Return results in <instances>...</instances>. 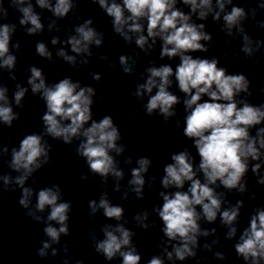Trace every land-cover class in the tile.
<instances>
[{"label":"clouds","instance_id":"clouds-1","mask_svg":"<svg viewBox=\"0 0 264 264\" xmlns=\"http://www.w3.org/2000/svg\"><path fill=\"white\" fill-rule=\"evenodd\" d=\"M24 2L25 0H13V3L17 5H22ZM91 2L98 3L107 16L112 18L114 32L126 42L132 41L129 33L137 34L135 44L149 54L155 46L156 38L159 37L163 41L161 59L177 56L180 58L175 72L169 65L147 68L148 75L145 82L138 84L136 90L131 93L139 101H143L147 94V103L142 105L145 114L151 117L158 110L165 121L176 115L174 105L180 103L179 98L169 91L172 84L171 77L175 76L179 90L188 97L183 101L185 110L189 112L185 117L186 126L183 129V135L194 142L200 157L198 170L203 173L205 182L202 183L196 178L193 157L187 149L173 154L172 163L165 165L163 169L165 175L161 181L163 187L178 190L170 194L165 192L159 194L163 204L156 209V212L164 225L162 232L168 241H177L172 251H168L166 247L163 248L164 253L169 260L173 256L180 261L196 256L193 249L198 245L197 236L209 235L207 230L200 229L198 221L201 219V213L197 212L196 206H200L203 218L208 222H214L217 214L220 213L221 223L228 226L227 239H232L237 233V228L233 225L240 215L243 201H237L235 206L221 212L223 193L217 194L211 186L219 181L225 189H236L241 194L246 191L245 183L241 181L248 171L249 158L252 161H259L264 155L260 151L264 149V127H259L255 136H251L249 131L254 126L264 123V104L254 106L247 100H241L239 103L243 106L238 107L236 97L240 93L252 95L249 78L243 73L226 74L225 68L217 67L219 61L216 58L211 60L193 58L189 54L208 51L201 41L212 40V36L203 31L205 28L203 23L196 24L190 21L192 14H198L199 20H206L210 13H213L214 21H219L221 13H224L223 31L232 36L233 29H236L243 36L241 51L249 58H253L254 51L259 50L261 41H253L241 27V21L246 18L244 8L233 6L230 12H226V4H232V0H216L219 11H215L212 0H182V3L191 9L190 14H185L175 7L177 0H122V4L116 3L115 0H112L110 4L108 0H91ZM37 3L41 8H48L56 17H66L76 7L72 0H56L54 6L48 3V0H37ZM259 7L264 9V3H261ZM19 11L23 14L20 24L32 25L27 29L29 35L42 29L40 18L34 13L31 4L20 7ZM126 11L129 13L127 16ZM252 12L254 16L255 9ZM145 19L147 36L141 34L144 31V25L140 21ZM92 23L93 21L88 19L77 26L75 28L77 35L70 36L66 41L71 45L73 53H85L91 56L89 45L102 44L103 33H98L90 27ZM260 26L264 27V24ZM14 31L15 25H0V58H3L0 67L7 69H13L16 65V57L8 55L10 36ZM149 38L152 39L151 44L148 43ZM57 43L58 39L54 38L52 44ZM253 44L256 45L255 48ZM16 47L18 48L19 45ZM36 52L41 57L52 60V53L48 51L44 43L36 45ZM57 55L68 64L75 66L76 56L68 55L63 49L59 50ZM129 59L130 57L124 55L119 57V63L125 74H131L134 71V67L129 65ZM253 62L257 65L260 63L255 59ZM82 63L87 64L88 60L85 59ZM134 63L133 61V65ZM30 73L28 84L32 93H40L41 99L46 103L47 111L41 116L44 134L62 140L66 145H71L74 138L83 137L75 151L79 157L85 159L90 172L99 175L105 181L110 174L117 180L122 179L124 173L118 170L117 162L110 152L119 155L125 151L124 145H117V141L123 137L119 126L114 124L112 116L105 115L99 121L92 118L93 97L96 95V90L90 86L81 87L79 81L74 83L70 78L61 79L58 83L48 86L41 69L33 66L30 68ZM92 75L94 80H101L99 74ZM12 79H15V76ZM16 87L14 102L17 106L23 107L21 102L28 89L19 84ZM153 89H156L154 95ZM7 91L6 87H0V102H2L0 103V122L11 128L13 121L19 120L20 114L13 111L6 95ZM261 91L264 92V89ZM203 96H207L208 99L202 102ZM100 99L103 100V97L101 96ZM89 121H91L90 126L86 127ZM42 141L43 135L26 134L19 143V149L11 150L9 167L21 173L15 177L14 182L22 189L18 204L24 209H29L34 194L32 188L24 186L25 182L51 160L49 155L51 145ZM3 152L7 153L8 148L5 147ZM127 162L131 163V159L129 158ZM137 164L139 166L132 169V179L129 184L133 186L132 191L137 194V198L143 199L145 179L142 174L148 172L152 160L141 157L137 160ZM260 168L261 164L256 163L252 166V172L258 174ZM2 179L5 185L4 191H9L7 186L13 182V178L4 176ZM81 179L87 181L88 176L82 174ZM186 182H190L187 191H180L179 189H183ZM257 183L264 185V178H260ZM124 198H127L126 195ZM252 199H255V195ZM60 200L59 184L44 187L36 193L35 210L29 209L26 212V215L34 221H42L43 218L36 213H42L46 208L50 209L47 216L49 223L44 227L43 232L50 238L51 243H59L62 234L65 236L70 234L68 221L72 204L70 201L58 202ZM88 206L90 216H95L98 209H103L105 217L119 221L124 213L122 207L113 206L109 202L106 192L101 195L99 203L96 200H90ZM148 215L149 213L145 211L138 213L135 217L137 225L145 230L149 229V225L144 223ZM53 221L59 225L58 228L50 223ZM102 231L104 239L99 241H95V234H92L94 248L98 254H102L108 261L119 255L122 257V264H140L141 256L132 243L134 232L125 228L123 224L105 225ZM215 231L212 229L213 233ZM217 242L213 241V243ZM50 247L51 244L48 241H43L38 255L45 257ZM204 247L211 250L208 244ZM234 247L237 256L242 258L245 264H261V261H264V209L255 210V214L250 218L249 227L244 229ZM65 251H67L66 245ZM52 255H56L55 249L52 250ZM215 256L220 260L226 259V255L221 252H216ZM64 264H67V261ZM77 264H84V262L77 261ZM148 264H164V260L159 256H153Z\"/></svg>","mask_w":264,"mask_h":264}]
</instances>
